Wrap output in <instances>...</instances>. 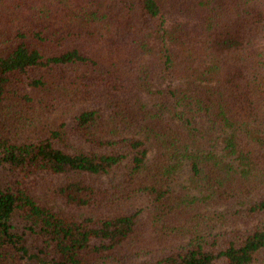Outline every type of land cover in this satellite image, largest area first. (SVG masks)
Instances as JSON below:
<instances>
[{
    "label": "trees",
    "instance_id": "1",
    "mask_svg": "<svg viewBox=\"0 0 264 264\" xmlns=\"http://www.w3.org/2000/svg\"><path fill=\"white\" fill-rule=\"evenodd\" d=\"M1 1L0 264H264V0Z\"/></svg>",
    "mask_w": 264,
    "mask_h": 264
},
{
    "label": "rangeland",
    "instance_id": "2",
    "mask_svg": "<svg viewBox=\"0 0 264 264\" xmlns=\"http://www.w3.org/2000/svg\"><path fill=\"white\" fill-rule=\"evenodd\" d=\"M24 1H26V0H24ZM169 1H174V0H169ZM17 7L19 8V10H15L14 8H12V4L10 2L3 4L2 1L0 0V12H3V11H16V12L19 11L20 12V9L22 7H19L18 5H17ZM176 9L179 10L178 7ZM38 10L39 9L36 8V9H34L33 14H30L29 16L24 17L25 20L22 23H24L27 20L30 21L31 23H35V20H36V23H37L36 25H40L41 29L44 30V32L46 31L47 36L54 35L55 33H58V29L60 26L56 27L55 25L61 23L62 21H56L55 19H53L54 20L53 23H51V24L48 23V20L51 17V15H57L56 11L53 12L55 9L54 8L49 9L51 11V14H49L50 17L49 18L47 17L46 21H44L40 15H37ZM33 16H34L35 20H34V18L31 19V17H33ZM176 18L180 19L181 17L177 15ZM66 21H67V19H66ZM32 29H33V27L30 28V30H32ZM95 33L96 32H94V34ZM93 39L95 40V38H93ZM30 42L32 44L38 46V47L39 46L42 47V45H43V44L41 45L40 40H36V38H35V40L30 41ZM82 45H84V49H85V50H83V52L87 56L92 58L95 62L98 61L97 59H99V58H97V56H95L93 49H97L99 46L96 45L94 42H86L85 44H82ZM46 49L47 50H45V51L47 53L55 52V41H53ZM91 51H93V53H94L93 55L91 54ZM103 65H102V68L104 67ZM67 68L68 67H55V66H53V68H50V69H38V68H36L30 72V74H29L30 79L28 78V81H30L32 79H42L43 81H47L46 84L49 85L51 80H54L55 77H58V75H59L62 79L60 80V82H57L56 86L61 85L64 88V89H61L63 91L62 95L64 96L66 94H69L70 91L66 90V89L71 90L72 82H76L77 76L80 75L79 74V72H80L79 68L77 69L78 73H74L73 70L67 69ZM95 68H97L96 63L95 64L89 63V65H87V67L84 70H86L88 72L90 71L92 73V72H94ZM56 86H54L53 88H56ZM39 90H41V89L35 90L32 88H28V87H27V89H24V88L21 89L23 95H26L28 98H31V99L33 98L36 101H39V99H41L42 97L47 98L49 95V97L52 99L53 103L58 104L60 102H63L61 99V94H60V91L58 88H56L57 92H55L54 90H50L48 92V94L45 92L40 93ZM64 90H66L67 93ZM17 91H18V89H17ZM31 105H33V102L28 103V106H31ZM54 106H55V108L59 107L58 105H54ZM2 110H4V108L0 107V121H7L3 117V114L1 112ZM145 125L149 126L150 124L146 123ZM4 175H6V170L0 171V178L3 177ZM183 181H184V178H183ZM31 243H32V241H31ZM29 249H30V255H32L33 258L27 259L24 264H42V262L40 261L39 258L34 257V255H36L37 252H36V250L33 249V246L30 245Z\"/></svg>",
    "mask_w": 264,
    "mask_h": 264
}]
</instances>
